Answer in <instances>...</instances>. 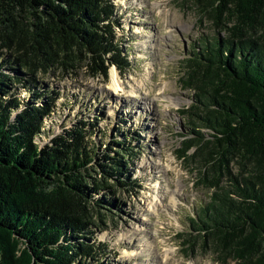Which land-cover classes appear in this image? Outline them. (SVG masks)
Returning <instances> with one entry per match:
<instances>
[{
	"label": "trees",
	"instance_id": "trees-1",
	"mask_svg": "<svg viewBox=\"0 0 264 264\" xmlns=\"http://www.w3.org/2000/svg\"><path fill=\"white\" fill-rule=\"evenodd\" d=\"M193 1L215 31L181 77L209 131L184 140L210 191L190 228L217 263L264 264V0ZM120 27L113 0H0V264H111L95 234L141 186L137 133L98 128V109L50 133L60 88L44 78L125 71Z\"/></svg>",
	"mask_w": 264,
	"mask_h": 264
},
{
	"label": "rangeland",
	"instance_id": "rangeland-1",
	"mask_svg": "<svg viewBox=\"0 0 264 264\" xmlns=\"http://www.w3.org/2000/svg\"><path fill=\"white\" fill-rule=\"evenodd\" d=\"M113 1L130 67L120 72L111 66L107 78L91 77L84 68L47 75L60 98L45 129L58 133L75 119H93L98 109V128L124 119L123 128L137 133L140 147L130 170L141 186L133 196H119L123 211L95 234L109 244L111 264H220L190 228L210 191L199 182L195 148L185 149L184 140L192 128L206 137L209 131L194 120L193 91L181 82L184 59L210 39L212 20L193 0Z\"/></svg>",
	"mask_w": 264,
	"mask_h": 264
},
{
	"label": "bare ground",
	"instance_id": "bare-ground-1",
	"mask_svg": "<svg viewBox=\"0 0 264 264\" xmlns=\"http://www.w3.org/2000/svg\"><path fill=\"white\" fill-rule=\"evenodd\" d=\"M111 76H113V80H114V78H115L114 76H115V75H114V71H113V70H112V74H111Z\"/></svg>",
	"mask_w": 264,
	"mask_h": 264
}]
</instances>
